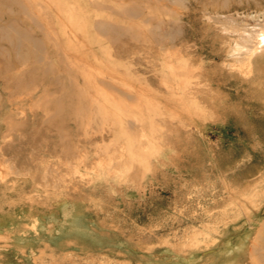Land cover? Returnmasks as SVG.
<instances>
[{"label": "rangeland", "instance_id": "obj_1", "mask_svg": "<svg viewBox=\"0 0 264 264\" xmlns=\"http://www.w3.org/2000/svg\"><path fill=\"white\" fill-rule=\"evenodd\" d=\"M109 5L0 0V264H264V0Z\"/></svg>", "mask_w": 264, "mask_h": 264}, {"label": "bare ground", "instance_id": "obj_2", "mask_svg": "<svg viewBox=\"0 0 264 264\" xmlns=\"http://www.w3.org/2000/svg\"><path fill=\"white\" fill-rule=\"evenodd\" d=\"M110 1H111L112 5H109L107 8L112 12L111 14L116 15V16H120V17L124 16L125 18H129V20H132V19L138 20V19H144L146 10H147L146 12H149L150 11L149 9H152V8L154 9L156 7L158 8V7H161L162 5L164 6V8H167L168 5L170 6L173 3L181 2L182 0H110ZM98 7L103 8L104 6L102 5V6H98ZM163 12L165 13V11H163ZM159 40H160V38H159ZM158 43H159V41H158ZM159 45H162V44H159ZM173 48H174V46H173Z\"/></svg>", "mask_w": 264, "mask_h": 264}]
</instances>
